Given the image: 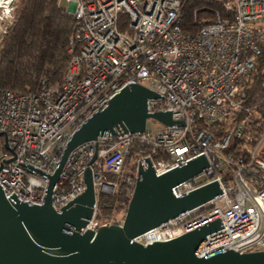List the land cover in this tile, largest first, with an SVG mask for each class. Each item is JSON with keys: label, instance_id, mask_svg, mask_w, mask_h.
Listing matches in <instances>:
<instances>
[{"label": "built area", "instance_id": "built-area-1", "mask_svg": "<svg viewBox=\"0 0 264 264\" xmlns=\"http://www.w3.org/2000/svg\"><path fill=\"white\" fill-rule=\"evenodd\" d=\"M14 1L0 0V20L9 17L10 25ZM65 1L75 28L64 78L57 84L44 78L32 93L0 89V187L5 199L15 194L20 202L41 206L48 178L19 164L53 175L71 135L121 89L140 85L163 98L149 100L148 112H171L172 120L184 127L158 123L160 128H152L148 121L142 134L99 137L90 165L96 141L77 147L54 187L53 210L59 213L85 191L88 165L95 205L86 229L121 226L125 212L105 223L97 220L99 195H114L123 186L130 200L139 162L147 158L159 177L204 155L209 168L171 191L180 198L217 182L223 195L133 242H169L219 219L224 229L207 236L199 256L220 250L263 252L264 117L245 107L244 99L264 43V0H207L221 9L196 33L181 28L188 0ZM202 126L223 132L217 136ZM233 142L239 143L236 155L228 153ZM137 143L148 154L136 159L128 173L125 162ZM157 150L167 161H153Z\"/></svg>", "mask_w": 264, "mask_h": 264}, {"label": "water", "instance_id": "water-1", "mask_svg": "<svg viewBox=\"0 0 264 264\" xmlns=\"http://www.w3.org/2000/svg\"><path fill=\"white\" fill-rule=\"evenodd\" d=\"M158 99L163 98L143 86L128 85L71 135L53 175L19 164L48 178V183L41 206L20 202L15 194L7 201L0 187V264H264V251L239 254L220 250L199 256L207 236L224 229L219 219L169 242L147 246L133 242L138 236L223 195L217 182L180 198H175L171 191L209 168L204 155L159 177L149 158L140 161L122 225L104 226L96 231L86 229L95 205L87 166L96 159L97 139L142 134L148 121L164 127H184L183 122L172 120L171 112H148V101ZM91 141H96L95 153L84 172L85 191L59 213L55 212L53 190L68 156Z\"/></svg>", "mask_w": 264, "mask_h": 264}, {"label": "trees", "instance_id": "trees-1", "mask_svg": "<svg viewBox=\"0 0 264 264\" xmlns=\"http://www.w3.org/2000/svg\"><path fill=\"white\" fill-rule=\"evenodd\" d=\"M58 2L19 0L13 26L0 46V89L32 93L40 88L44 78L50 84H57L64 78L71 60L67 51L75 22L59 7ZM220 9L219 5L207 0H188L183 7L182 30L186 33L198 32L203 24L213 20V14ZM244 105L264 117V43L245 91ZM202 128L217 136L223 132V129L216 132L213 126ZM238 146V142H233L228 153L236 155ZM147 154L145 146L134 145L125 162L127 172H133L136 159ZM152 159L154 162L167 161L161 150H157ZM128 202L123 186L114 195H99L97 220L105 223L112 216L125 212Z\"/></svg>", "mask_w": 264, "mask_h": 264}, {"label": "rangeland", "instance_id": "rangeland-1", "mask_svg": "<svg viewBox=\"0 0 264 264\" xmlns=\"http://www.w3.org/2000/svg\"><path fill=\"white\" fill-rule=\"evenodd\" d=\"M19 0H15L13 2V4L11 5V7L13 6V11L10 12V15H11V20L13 19V23H14V13H15V10H16V6L18 4ZM67 2L65 0H60L59 1V7L62 8L63 10H66L67 9ZM4 16V12H3V9H0V17H3ZM10 21V18L8 17L7 20H5V18H3L2 20H0V46H1V43L3 41V36H6L4 35V31L5 32H9V29L13 26V25H10L8 22ZM6 33V34H7ZM149 126L152 127V128H160L159 124L154 122V121H151L149 122ZM3 139L0 138V142L2 141Z\"/></svg>", "mask_w": 264, "mask_h": 264}]
</instances>
